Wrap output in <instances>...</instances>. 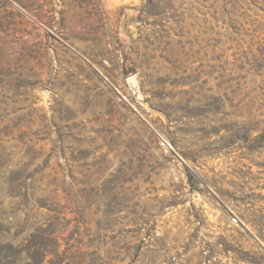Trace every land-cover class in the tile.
Returning a JSON list of instances; mask_svg holds the SVG:
<instances>
[{"label": "rangeland", "instance_id": "obj_1", "mask_svg": "<svg viewBox=\"0 0 264 264\" xmlns=\"http://www.w3.org/2000/svg\"><path fill=\"white\" fill-rule=\"evenodd\" d=\"M0 264H264V0H0Z\"/></svg>", "mask_w": 264, "mask_h": 264}]
</instances>
